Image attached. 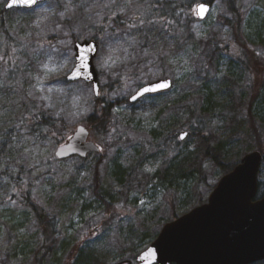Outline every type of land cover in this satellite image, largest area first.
Wrapping results in <instances>:
<instances>
[{
    "label": "rangeland",
    "instance_id": "rangeland-1",
    "mask_svg": "<svg viewBox=\"0 0 264 264\" xmlns=\"http://www.w3.org/2000/svg\"><path fill=\"white\" fill-rule=\"evenodd\" d=\"M200 1L47 0L29 10L2 13L6 0H0V262L31 264L39 243L33 215L20 204L14 186L24 187L54 217L57 264L81 244L98 250L107 264L131 258L147 248L157 234L150 241L147 237L164 220L193 208L197 193L205 201L210 193L205 186L216 185L223 174L205 161L203 185L190 175L174 177L183 152L193 151L196 141L177 146L157 132L159 121H176L183 102L204 106L209 97L215 110L206 130L230 141L229 162L258 150L259 144L264 148V0H236L245 51L224 24L230 15L222 1L212 3L204 20L189 16ZM91 38L98 42L93 63L99 97L116 103L109 134L90 136L100 153L57 160L53 141L31 130L38 113L71 131L91 114L92 86L66 80L74 42ZM165 78L172 81L168 92L128 101L141 81ZM227 86L231 100L223 91ZM176 129L170 128V137ZM116 163L127 170V189L113 184ZM258 181L261 195L264 162ZM93 188L108 192L111 211ZM117 192L122 197L111 202Z\"/></svg>",
    "mask_w": 264,
    "mask_h": 264
},
{
    "label": "water",
    "instance_id": "water-1",
    "mask_svg": "<svg viewBox=\"0 0 264 264\" xmlns=\"http://www.w3.org/2000/svg\"><path fill=\"white\" fill-rule=\"evenodd\" d=\"M45 1L35 0L30 7H9L12 0H7L4 9H31ZM199 4L208 9L202 19L197 14ZM199 4L195 6V15L204 20L210 5ZM88 45L96 46L95 53H89L85 61L89 67L81 68V76L77 79L70 78L73 74L70 71L66 80L90 84L97 98L98 73L92 57H96L98 42H76L73 50L77 55ZM88 76L91 79H85ZM156 81H167L170 86L154 94L166 92L172 87L170 79ZM140 99L133 100L131 96L129 102L134 104ZM185 134H179L180 141L185 139ZM98 152L99 146L90 139L88 129L78 125L72 135L56 147L54 156L57 160H66L71 157L85 158ZM261 162L262 154L258 150L244 155L230 172L219 179L204 204L166 223L148 247L135 257V264H254L264 261V194L261 197L257 195Z\"/></svg>",
    "mask_w": 264,
    "mask_h": 264
},
{
    "label": "trees",
    "instance_id": "trees-1",
    "mask_svg": "<svg viewBox=\"0 0 264 264\" xmlns=\"http://www.w3.org/2000/svg\"><path fill=\"white\" fill-rule=\"evenodd\" d=\"M214 1L217 0H201L200 2H204L212 5ZM219 1H222L225 4L227 12L230 15V19L225 20L224 24H226L231 29L235 43H237V45H239L245 51L246 46L244 45L243 41L240 39V37L242 36L241 34H242L243 20L241 17V13L238 7L236 6V0H219ZM9 11H25V9H19V10L12 9ZM175 11L176 9L174 8L173 13ZM1 12L5 13L7 11H5L3 8ZM189 16H194L193 9L191 13H189ZM262 21H263L262 25L264 26V20ZM228 49H229L228 47H219V50L221 51H227ZM3 51L6 53L5 48L3 49ZM242 53L244 52L242 51ZM12 72H14L13 68L11 69V73ZM223 91L225 92V95L228 97V100H231L230 91H232V89L227 86V88ZM161 94L164 93L155 94L152 95L151 97L159 96ZM92 101L94 104L91 114L83 121V125L87 127L91 137H95V138H97L98 136L106 137L109 134L108 132V128L110 126L109 120L112 115V110L116 105V103L106 102V100H104L102 97H98V98L94 97V100ZM195 104H199V103L192 102L189 104L183 102L180 108L178 109L176 108V110L180 112L179 116H177L176 121L173 122L159 121L158 122L159 130H157V132L161 134L165 133V137L163 140H167V141L171 140L172 142H175L177 146L184 145L181 142L185 141L186 139L187 140L193 139L196 141L195 149L193 151L183 152V155L181 156V159L178 162L179 171L175 170L173 174L174 177L176 176L182 177L185 175H190L194 179L195 178L197 179L198 184L202 183L203 185V182L205 181V178L203 176V168H202L203 162L209 161L214 167L220 170L221 174L224 175L233 169V167L238 163V160L241 156L239 155L237 156L235 161L229 162L230 158L228 157V152L230 149V141L215 138L209 131L206 130V121L209 117L214 115V110H215L214 104L209 105V97L204 99L203 101L204 106L203 105L197 106ZM161 116H162V111L157 114L158 117L157 119L160 120ZM34 121L36 126L32 128L31 130L32 133L39 135L40 138H43L42 135H44V137L51 139L55 147L64 143L66 139L69 137V135L72 133L71 130H67V127L63 122L47 118L42 113H38L35 116ZM173 127L177 129L174 131V134L170 137L168 131L170 130V128ZM40 128L43 129V134L42 131L39 130ZM62 130H64V132L66 131L67 134L66 135H63L64 133L58 134ZM177 131H183L186 133V137L184 140L182 141L179 140ZM153 137L157 138L155 135H153ZM260 145L261 144H259L257 147L258 150L262 152V157H263L262 162H264V148L263 146ZM96 162H97V166H99V164L102 163L101 156L98 157V160ZM97 166L94 172L95 175L97 171ZM166 169H165L166 171L169 170V168ZM126 171L127 170L121 164L119 163L115 164L112 172L113 184L115 186L121 187L122 189L124 188L127 189L124 182V175ZM97 180H98V171H97V177L94 178L96 186H97ZM262 186L263 185L259 183V188H258L259 192L262 190ZM14 187L19 189L18 192L22 196L20 200L21 201L20 204L27 207L32 213L34 218L33 226L36 228V230L39 233V243L37 245V251L35 252V255L32 257L31 264H48L49 261L55 262L57 264L56 244H57L59 232L56 228L54 217L51 216L49 213H47L44 208L39 207L38 203L32 198L31 193L25 191L24 187H19V186L17 187L14 186ZM205 187H207L209 191H211L214 188V186L211 187L207 185ZM98 189L99 188H93L94 195L105 206L106 211H111V208L109 209L107 205V201L109 199L106 194L108 192H103V191L98 192ZM199 194L200 192L197 193V195L195 196L196 198L193 202L195 206L205 202L203 201V196L202 195L199 196ZM115 195L116 196H110L111 202L117 200L114 199L113 197H117L120 199L123 194L121 192H117V194ZM176 217L177 215H174L172 218L174 219ZM169 221H171V219H166L163 221V224ZM157 232L152 233V235L148 236L147 238L149 240L148 239L147 240L148 241L152 240L153 237L157 234ZM131 250L133 251L134 249ZM138 252L139 251H134L132 252L133 257L128 259H119L114 264H135V257L138 255L137 254ZM0 264H5V263L0 262ZM59 264H107V262L98 253V250L96 251L94 248L91 247H84L81 244L73 248H70V251L66 254V257L62 258L59 261ZM254 264H264V261L257 262Z\"/></svg>",
    "mask_w": 264,
    "mask_h": 264
},
{
    "label": "snow or ice",
    "instance_id": "snow-or-ice-1",
    "mask_svg": "<svg viewBox=\"0 0 264 264\" xmlns=\"http://www.w3.org/2000/svg\"><path fill=\"white\" fill-rule=\"evenodd\" d=\"M34 3H35V0H12V3H10L8 6L13 7L16 5H21L24 7H30ZM197 9H198L197 14L202 19L204 13H206L208 9L204 4H199L197 6ZM85 43L87 44V41ZM95 51H96L95 45H88L87 48H82L79 54L75 55V58L73 60V68L70 70L72 71L73 74L70 78L77 79L81 76L80 69L89 67L88 63L85 62L88 60V54L95 53ZM92 59H95V57L93 56ZM77 62H79L78 66H77ZM105 64H107V61H105ZM85 79H91V76L85 77ZM169 86H170V83L167 81H155V80L151 82L141 81L140 83L137 84V90L132 95V99L136 100L138 97H141V98L151 97L152 94L157 93L163 89H167ZM180 138L183 139V136H181Z\"/></svg>",
    "mask_w": 264,
    "mask_h": 264
}]
</instances>
